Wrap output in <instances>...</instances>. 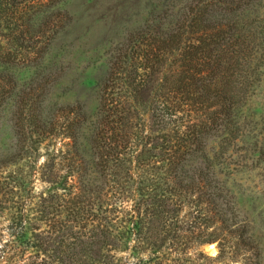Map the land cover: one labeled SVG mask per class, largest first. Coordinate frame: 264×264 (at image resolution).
I'll return each mask as SVG.
<instances>
[{
    "label": "trees",
    "instance_id": "16d2710c",
    "mask_svg": "<svg viewBox=\"0 0 264 264\" xmlns=\"http://www.w3.org/2000/svg\"><path fill=\"white\" fill-rule=\"evenodd\" d=\"M64 1L0 0V264H198L205 243L241 244L234 181L264 168V0H150L90 109L54 96Z\"/></svg>",
    "mask_w": 264,
    "mask_h": 264
},
{
    "label": "rangeland",
    "instance_id": "374dc122",
    "mask_svg": "<svg viewBox=\"0 0 264 264\" xmlns=\"http://www.w3.org/2000/svg\"><path fill=\"white\" fill-rule=\"evenodd\" d=\"M149 1H64L63 8L70 20L56 35L50 53L51 64L59 76L54 91L58 101L70 103L80 99L88 109L96 105L97 89L106 73L110 48L127 30L143 23ZM9 124V116L0 119L2 148L12 142ZM36 186L39 189L41 183ZM233 186L239 209L249 220V231L235 247L224 248L218 242L203 244L199 249L211 259L200 257L198 264H264V168L237 175ZM210 244L214 245V254L210 253ZM220 248L224 250L223 256Z\"/></svg>",
    "mask_w": 264,
    "mask_h": 264
},
{
    "label": "bare ground",
    "instance_id": "6f19581e",
    "mask_svg": "<svg viewBox=\"0 0 264 264\" xmlns=\"http://www.w3.org/2000/svg\"><path fill=\"white\" fill-rule=\"evenodd\" d=\"M208 248L211 249V250H210V251H211L210 253H212V254L215 253V249H214V245H213V244L208 245Z\"/></svg>",
    "mask_w": 264,
    "mask_h": 264
}]
</instances>
